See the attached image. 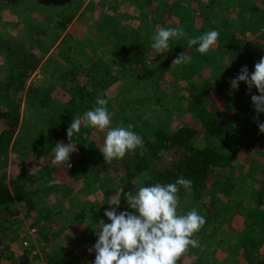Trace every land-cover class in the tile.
<instances>
[{"label": "trees", "instance_id": "1", "mask_svg": "<svg viewBox=\"0 0 264 264\" xmlns=\"http://www.w3.org/2000/svg\"><path fill=\"white\" fill-rule=\"evenodd\" d=\"M19 1L12 0L10 7L14 8ZM88 1L58 0L56 5H44L36 26L25 25L27 30L16 38L10 34H0V54H3L6 71L4 77L0 78V264H31L28 254L33 246L20 245L19 253L15 254L9 241L8 226L4 224L23 211L28 225L37 227L35 216L31 217L36 191L28 187L30 181L23 175L30 173L32 168L33 171L38 169L35 174L41 173L38 178L42 179L45 174L52 175L54 170L60 168L51 163L55 144L69 142L66 132L73 117H82L86 111L93 109L97 97L103 95L100 89L112 78L104 77L110 72L107 67L97 72V77L90 76L88 81L82 82L70 68L51 73L50 83L46 82L43 89L30 86L31 77L44 53L43 46L48 49L53 43L45 36L51 29L50 23H54L52 29L59 35L72 24ZM6 2L1 0L0 7L9 6ZM201 2L143 0L136 18L143 23L139 22L130 28H113L114 17L105 20L104 27L110 25L109 32L121 39L114 45L115 52H124L130 64L142 70L139 76H150L152 80L158 78L160 85L171 84L164 77V64L172 63L181 52L191 58L187 64L173 66L174 71L170 75L173 82L180 80L187 88L185 99L181 102L185 111L179 117L181 125L171 134L158 123L149 133L137 132L144 142V155H140L141 149H137L121 160H114L112 169L121 179L118 189L111 196L120 191L121 203H126L123 201L124 193H135L139 187L155 183H174L183 176L192 181V189L188 194L181 189L180 198L186 195L198 198L209 189L222 199L228 198L235 190L232 174L235 151L232 146H242L253 152L255 157L244 173L253 183L249 200L255 202V207L246 210L248 223L243 232L242 246L259 250L264 246V134L259 133L254 120L257 114L247 86L241 82L239 89L233 91L229 81L236 77L242 66L246 65L250 73L254 71L255 63L264 57V2L235 0L231 7L224 8L221 13L211 11L216 4L214 0H208L204 5ZM110 10L116 11L112 6ZM212 17L214 23L210 20ZM169 27H181L188 37L193 38L210 30H216L220 35L217 44L206 55L196 51L198 45L189 49L187 37L170 40L172 48L165 61L150 67L140 56L143 50L141 38L149 33L153 35L160 28ZM93 34L97 35L98 32ZM94 66L90 64L88 71ZM114 73L123 76L121 72ZM87 76L89 74L85 78ZM59 83L63 85L57 86ZM58 87L60 89H56ZM26 93L31 98H37L40 109L44 108L43 111L39 110V114L45 124L35 131L19 135L20 105ZM251 94L259 93L253 88ZM258 119L264 122V114H259ZM82 130L85 135L81 137V134H77L79 138L73 139L78 151L71 154V167L67 168L70 173L77 172L80 164L85 168L87 162L93 159L86 144L92 128L81 127L80 132ZM199 132L208 137L202 144L197 142ZM9 152L17 154V161L23 164L19 169L22 172L13 174L6 171ZM28 154L34 162L32 166L26 165L29 163L25 162ZM46 170L49 171L44 174ZM139 176L142 177L141 185L133 181ZM205 218L207 222L209 217ZM96 239L93 236L91 242L95 243ZM16 241L20 242V238L17 237ZM185 253L177 264L186 262ZM48 259L54 264L78 263V257L73 256L67 248L58 249L56 258L49 256Z\"/></svg>", "mask_w": 264, "mask_h": 264}, {"label": "rangeland", "instance_id": "2", "mask_svg": "<svg viewBox=\"0 0 264 264\" xmlns=\"http://www.w3.org/2000/svg\"><path fill=\"white\" fill-rule=\"evenodd\" d=\"M214 1L216 4L211 11L221 13L224 8L231 7L235 0ZM11 2L12 0H7L9 6L0 7V34H10L16 38L27 30L25 25L36 26L37 19L44 11V5L50 6L54 3L56 5L58 0H20L14 8L10 7ZM140 2L141 0H90L72 24L59 35L52 29L54 23H50L51 29L45 36L53 40V43L48 49L43 46L44 53L40 65L31 77L30 86L43 89L46 82L50 83L49 75L57 70L72 68L76 78L84 82L86 79L88 81L90 76L97 77V72L109 67L110 72L104 77L112 78L100 90L102 97L108 100L111 126L127 127L128 124H132L136 133H149L158 123L171 134L182 123L179 117L184 111L181 102L185 99L186 85L180 80L173 82L170 79L174 67L169 62L164 64L162 70L165 79L172 82L171 84L160 85L158 78L152 80L153 77L150 76L148 78L139 76L142 70L132 66L124 52H115L114 45L121 39L113 37L112 32H109L110 25L104 27L105 20L110 16L115 19L113 28L123 26L130 28L134 24H140V19L136 20L140 9V6L136 9V5ZM207 2L208 0H202L201 4ZM110 6L116 11L111 12ZM210 20L214 23L213 17ZM94 32L98 34L95 35ZM141 39L143 50L140 56L150 64V67L165 61L168 52L155 55L151 48L152 34H146ZM2 55L0 54V78L6 73ZM90 64L95 66L88 71ZM114 72H121L123 76L119 77ZM88 74L89 76L85 78ZM62 85L59 83L57 86ZM39 110L43 111L44 108L40 109L37 98L34 96L31 98L26 93L20 105L19 135L35 131L45 124ZM91 131L86 144L87 151L93 155V159L87 162L85 168L80 164L77 172L70 173L68 169L60 167L54 170L52 175H46L45 173L49 171L46 170L42 179L38 178L41 173L35 174L38 169L32 172L35 175L31 176L27 172L23 175L30 181L28 187L36 191L31 217L35 216L37 227L28 225L23 211L16 218H9L4 224L8 226L9 241L15 254L19 253L20 245L33 246L28 254L31 264H54L48 257L56 258L60 248H67L73 256L78 257L76 264H93L95 254L89 253L88 248L95 244L91 239L96 236L95 229L98 227L96 222L101 219L105 223L110 222L104 216V211L109 208L107 203L112 197L111 194L118 189L120 185L118 181L121 178L112 169L114 161L111 165H106L100 153L105 133L97 132L95 129ZM79 134L82 137L85 132L82 130ZM75 138L79 136L75 135L73 139ZM205 140H208V137L199 132L197 142L202 144ZM232 149L235 151L232 167L235 183L233 195L222 199L214 190L209 189L198 198L191 195L180 198L177 209L179 214H186L192 208H197L201 215L209 217L200 231L193 236V239L199 241L200 247H188L184 264H264V246L259 250L242 246L243 232L247 229L248 223L246 210L255 207V202L249 200L253 183L244 173L247 165L255 157L253 152L242 146H232ZM29 154L25 162H29L26 165L32 166L34 162L31 161ZM20 165L22 167L23 164L17 161V154L9 152L6 171L18 174L22 172L19 170ZM133 181L140 184L142 177L134 178ZM123 210H128L126 203H121L118 209ZM27 217L29 219L30 215ZM17 237L20 238V242L16 241Z\"/></svg>", "mask_w": 264, "mask_h": 264}, {"label": "clouds", "instance_id": "3", "mask_svg": "<svg viewBox=\"0 0 264 264\" xmlns=\"http://www.w3.org/2000/svg\"><path fill=\"white\" fill-rule=\"evenodd\" d=\"M219 32L210 30L198 37H188L181 27L160 28L153 34L151 48L155 55L167 53L172 47L170 40H179L187 37L188 48L197 46L196 51L206 55L212 46L218 42ZM190 56L181 52L173 61L172 66H179L190 62ZM243 82L251 96L252 106L257 117L254 120L260 134H264V122L258 119L264 114V57L255 63L254 71L242 66L235 78L229 81L233 91L239 89ZM255 88L257 94H251ZM108 100L98 96L93 109L86 111L82 117H73L67 128L68 143L57 142L53 166L71 167V154L78 151L73 137L79 134L81 127L92 128L97 132L105 133L100 153L106 165L114 160H121L126 154L141 149L144 155V142L136 133L132 124L127 127L111 126V113L108 111ZM33 172L30 169L29 175ZM191 192L192 181L180 176L174 183H155L141 186L138 190L124 193L123 201L127 209L118 211L121 206V192L109 199V208L104 211L103 219L96 222L97 237L95 244L88 248V252L95 254L93 264H177V261L189 246L199 248L198 240L193 239L206 223V218L197 208H192L186 214H179L177 209L180 203V192Z\"/></svg>", "mask_w": 264, "mask_h": 264}, {"label": "crops", "instance_id": "4", "mask_svg": "<svg viewBox=\"0 0 264 264\" xmlns=\"http://www.w3.org/2000/svg\"><path fill=\"white\" fill-rule=\"evenodd\" d=\"M142 1H143V0H141L140 4L136 5V9L138 8V6H140V8H141V6H142ZM127 10H130V9H127ZM138 11H140V9H139ZM138 14H139V13H138ZM141 23H142V22H141Z\"/></svg>", "mask_w": 264, "mask_h": 264}, {"label": "built area", "instance_id": "5", "mask_svg": "<svg viewBox=\"0 0 264 264\" xmlns=\"http://www.w3.org/2000/svg\"><path fill=\"white\" fill-rule=\"evenodd\" d=\"M29 247V246H28Z\"/></svg>", "mask_w": 264, "mask_h": 264}]
</instances>
